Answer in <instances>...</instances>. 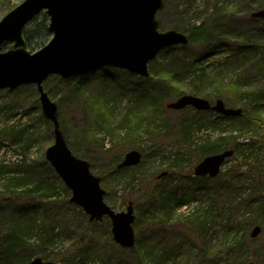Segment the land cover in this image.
I'll return each mask as SVG.
<instances>
[{"label": "rangeland", "instance_id": "374dc122", "mask_svg": "<svg viewBox=\"0 0 264 264\" xmlns=\"http://www.w3.org/2000/svg\"><path fill=\"white\" fill-rule=\"evenodd\" d=\"M24 1L0 0V22ZM261 10L264 0H165L156 16L159 31L177 30L191 40L190 30L204 20L209 49L201 40L166 49L145 79L111 67L45 80L68 146L91 163L93 174L103 179L130 151L144 155L138 167L102 183L113 210L126 212L135 203L137 246L130 250L115 244L110 219L91 223L71 202L73 192L46 159L55 126L43 114L37 86L0 90V264L7 258L10 264L36 258L54 264H219L229 243L238 250L235 264H264V107L235 104L244 103L246 94L264 95V76L255 66L264 55V21L252 17ZM43 21L49 24L44 11L37 18ZM41 38L33 33L26 49L37 52L53 39L50 33ZM13 45L6 43L3 52ZM235 87L242 90L232 94ZM182 92L241 107L244 121L192 107L168 109ZM147 102L157 111L136 121L133 113L146 111ZM139 122L138 135L129 136ZM221 137H227L223 150L235 155L221 168V183L209 178L202 184L194 170L209 155L201 156L195 145ZM233 180L234 189L223 188ZM183 196L198 199L168 217L162 201ZM256 226L262 233L253 238ZM42 231L49 244L41 242ZM11 233L23 240L7 255Z\"/></svg>", "mask_w": 264, "mask_h": 264}, {"label": "water", "instance_id": "95a60500", "mask_svg": "<svg viewBox=\"0 0 264 264\" xmlns=\"http://www.w3.org/2000/svg\"><path fill=\"white\" fill-rule=\"evenodd\" d=\"M164 8V0H26L0 22V90L37 85L43 113L55 125V143L46 159L73 191L72 203L90 216V222L109 218L114 242L125 249L136 246L134 202L127 212H116L106 202L102 179L93 175L91 164L76 157L67 145L58 117V106L44 91L45 79L59 75L62 79L85 75L100 67L126 70L132 75L149 77V63L166 48L187 46L189 38L178 31H159L156 16ZM43 11L50 18L49 33L53 39L43 49L30 53L24 48L23 32L26 26ZM252 17L264 21V10ZM14 42L15 48L2 53V45ZM214 111L226 117L243 116L242 108L227 107L224 100L212 104L203 97L184 95L168 108L179 111L187 108ZM234 151L206 157L195 169L200 177L215 178L222 165ZM143 155L130 151L118 166L120 169L137 167ZM167 173L160 174L163 178ZM255 227L252 237L261 234ZM29 264H54L36 258ZM250 264H256L252 262Z\"/></svg>", "mask_w": 264, "mask_h": 264}, {"label": "trees", "instance_id": "16d2710c", "mask_svg": "<svg viewBox=\"0 0 264 264\" xmlns=\"http://www.w3.org/2000/svg\"><path fill=\"white\" fill-rule=\"evenodd\" d=\"M37 18H35L32 21V23L28 25V28L24 32V36H25V38L27 40H31L32 39L33 33L40 34V36L42 37L41 38L42 40L44 39L45 36L49 35L48 26H47L46 21H43L40 24V23L37 22ZM214 21L217 22L216 19H214ZM204 28H205V21L204 20L200 24L196 23L195 27L190 30L191 31V36H192L190 42L195 43V44H199L198 41L201 40V41H203L204 44H206V47L209 49L211 47V44H212L211 41L212 40H208V37H207L208 33H207V31L204 30ZM37 45H40V43L37 42ZM237 51H238V56H242L243 53H244L239 48H238ZM260 57L261 58L258 60V63L255 66H256L257 72L260 75L264 76V55L260 56ZM151 65H152V63L150 64V66ZM152 68L155 70V66H153ZM252 71L257 74V72L255 71L254 67L252 68ZM242 78L243 77H241V79ZM241 90H242V87H235L234 91L232 92V94L238 93ZM179 95H180V93L177 96H179ZM181 95H184V93L182 92ZM229 102H231V101H229ZM235 104H238L239 106H243L244 108H248V109L252 108L254 111H256L258 107H260V108H262V106L264 107V95L261 96L260 94H258V95H256V97H253V96H249V95L246 94L244 103L241 102V104L240 103H235ZM146 106L148 107L146 109V111H143L141 108L138 107L136 109L135 113H133V118H135V117L139 118V119H141V121L143 123L145 119L149 118L151 116V114H154L157 111L155 106L150 104V103H148V102H147ZM263 110H264V108H263ZM136 118H135V120L139 121ZM222 118H228V117L224 116ZM247 118H248V116H247ZM231 119L232 120H238L240 122L244 121L242 118H236V117L235 118H231ZM125 121H126V119H125ZM125 121H123L124 122V123H122L123 125H126ZM140 124H141V122H139V124L136 123L134 126H131L129 128V130H130L128 132L129 136L132 137V136H135L136 134L138 135V127L140 126ZM226 140H227V137H221L217 141L216 140L211 141L210 138H209L204 143L197 144L195 146H197V152H199V154L201 156H203V155H213L214 153L224 152L225 150H227V149L223 150V147L227 144ZM91 168L93 169L92 166H91ZM127 169H130V168H127ZM127 169L121 170V169H119L117 167L115 170H113L111 172H108L105 175V177L103 176L102 180H103L104 183H106L107 181H111V179L114 180L113 175H116V173L122 175ZM109 177L110 178L112 177V178L110 179ZM199 180H200V182L202 184L205 183V182L210 181V179L208 177H204L203 179H199ZM216 181H220V178L217 179ZM220 183H221V181H220ZM224 184H228V185L224 186L223 188L229 187L230 189H234V187L238 185V183L236 181H234V180L232 182H230V183H226L225 182ZM205 190H206V188H205ZM205 190H199V191H205ZM233 191H235V190H233ZM207 193H208V195L211 194L210 191H208ZM162 196H163V194L161 193V195H160L161 199H162ZM197 199H198L197 196H194V197L183 196L182 199L167 198V199H164L162 201L163 202L162 203V208L166 209V212L168 214L167 216L171 217L177 211V209H180L184 205L185 206H190L191 204L196 202ZM216 209L215 208L211 209L210 212H211L212 215H214L213 212L216 211ZM210 212H209V214H210ZM198 224L200 226H202L204 224V222H202V220H198ZM42 233H43V231H42ZM42 233H41V235L43 236V238H42L41 242H43L44 244L45 243L49 244L50 243L49 242L50 237L47 236L46 234H44V233L42 234ZM11 235H14V238L12 236H9V238L11 239V242L5 248L6 251H7V255L9 253H12L14 251V249L17 246H19V244H22L21 240H23L22 236L17 237V236H15V233H11ZM51 236H53V235H51ZM233 244L234 243H229L228 249L222 250L221 254L223 255V257L219 261V264H235L236 263L235 259L237 257L238 250H237V247H235ZM5 260H6L5 262H8V264L11 263V261L8 260V258L5 259ZM22 263L25 264V261H22ZM82 264H86V262L82 261Z\"/></svg>", "mask_w": 264, "mask_h": 264}]
</instances>
